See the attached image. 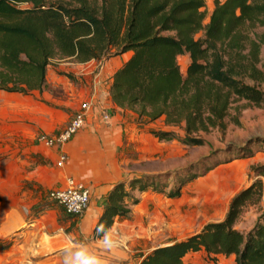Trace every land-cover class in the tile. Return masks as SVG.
<instances>
[{"label": "trees", "instance_id": "obj_1", "mask_svg": "<svg viewBox=\"0 0 264 264\" xmlns=\"http://www.w3.org/2000/svg\"><path fill=\"white\" fill-rule=\"evenodd\" d=\"M205 7V0H0V91H43L53 58L100 62L131 52L111 77L113 103L139 120H161L160 128L150 129L161 141L182 130L185 144L204 145L199 134L224 130L236 103L264 106V91L249 82H264V33H253L264 27V0H214L207 23ZM184 55L190 62L183 73ZM235 108L231 120L240 125V107ZM217 163L176 172L172 184L166 173L116 182L94 238L103 237L116 217H129L140 193L177 198ZM256 171L264 174V166ZM263 197L258 178L233 197L224 220L156 248L140 264H183L188 253L199 251L213 260L234 255V264H264V210L248 233L236 227L243 211Z\"/></svg>", "mask_w": 264, "mask_h": 264}, {"label": "rangeland", "instance_id": "obj_2", "mask_svg": "<svg viewBox=\"0 0 264 264\" xmlns=\"http://www.w3.org/2000/svg\"><path fill=\"white\" fill-rule=\"evenodd\" d=\"M205 1L207 23L214 0ZM253 33L263 34L264 27L256 28ZM202 35L200 32L197 37ZM128 57L129 54H126L102 61H111L109 66L112 70H106L107 74L110 76L113 69ZM55 61L69 68L79 63L70 58H55ZM189 62L188 55L179 57L183 73ZM99 63H93L89 69L93 71L92 77L96 82L102 81L105 84L106 78L102 80ZM260 67L264 70V46ZM52 74L49 70L47 77ZM82 79H71L72 89L66 86V82H49L47 78L43 91H34L28 96L0 91V264H64V254L55 251L51 237L64 232L69 236L74 235L79 241L85 240L83 235L87 233V227H80L81 224L85 225L81 220L82 215L67 213L62 205L51 199L50 192L60 185L51 178L55 164H50L47 156L38 152L37 148L38 136L45 133L40 124L50 125L54 127L52 132L58 133L70 122L81 102L91 99L92 89L88 87L92 84L85 78ZM249 82L264 91V82ZM83 89H87L88 93ZM100 105L101 116L109 115V119L103 118L109 121L110 107ZM236 106L240 107V125L231 120L238 112ZM230 113L224 130L215 128L208 133L199 134L206 139V143L201 146L185 144L184 132L178 130L177 138L165 141L170 150L173 148V152L160 155L156 160L146 163L144 168L162 170L159 173H166V178L172 184L175 181L172 174L187 170L190 166L200 169L207 163L217 161L216 167L199 179L202 185L198 187L205 194V201L211 203L227 201L233 193L248 187L258 178L264 184V174L258 175L256 171V168L264 166V106L258 107L241 101L235 104ZM137 121L144 123V127L162 126L161 120ZM61 122L65 124L59 130ZM129 148V153L132 154L133 147ZM133 172L136 174V171ZM129 179L130 177L126 180ZM89 189L91 191L90 187ZM93 198L91 191V202ZM100 202L101 199L98 200ZM263 210L264 197L259 205L243 211L236 227L248 233ZM27 225H37L35 228L38 230L27 232ZM199 255L194 263L189 260V264H234L235 260L234 255H218L216 260L207 257L206 253Z\"/></svg>", "mask_w": 264, "mask_h": 264}, {"label": "crops", "instance_id": "obj_3", "mask_svg": "<svg viewBox=\"0 0 264 264\" xmlns=\"http://www.w3.org/2000/svg\"><path fill=\"white\" fill-rule=\"evenodd\" d=\"M127 54L130 56L131 52ZM95 62L97 61L91 60L69 68L53 58L48 69V72H53L51 77H47L49 82H66V86L72 89L71 79L85 78L92 84L88 88L92 89L90 97L93 103L85 126L64 147L67 159L62 166L57 165L56 149H49L40 144L37 146L38 152L47 156L50 164H55L51 178L60 183L58 187L65 185L67 177H73L89 186L94 196L81 219L85 225L81 224L80 227H87V233L83 235L85 240L79 241L74 235L69 236L64 232L55 234L51 239L57 253L64 254L68 247L83 244L99 258L101 264H140L144 257L156 248L182 241L200 232L207 224L224 220L233 197L243 188L221 203L205 201V194L199 189L202 185L199 179L202 176L189 181L177 198L169 197L167 193L142 192L139 194L140 202L132 207L129 217L115 218L112 228L106 233L110 235L111 243L105 242V235L94 238L95 225L113 185L129 177L131 179L134 176L162 172L144 168V165L156 160L160 155L173 152V148H168L167 142L159 140L150 132L152 127H144V123H138L137 115L133 111L121 109L113 103L110 95L111 77L120 65L113 69L109 76L106 70H112L109 66L111 61L99 63L102 80L106 78L104 84L102 81L96 82L92 77L93 71L89 68ZM87 89L83 91L88 93ZM100 104L110 107L109 121H105L101 116ZM59 124L60 130L65 123ZM40 126H43L45 133L54 134V127L46 124ZM129 147L134 149L132 154L129 153ZM133 167H137L136 170H133ZM133 171H136V174H133ZM100 199L101 202L98 203ZM35 226L37 225H27V232L36 231ZM202 253L205 252L188 253L183 264H189V260L194 263L195 258Z\"/></svg>", "mask_w": 264, "mask_h": 264}, {"label": "built area", "instance_id": "obj_4", "mask_svg": "<svg viewBox=\"0 0 264 264\" xmlns=\"http://www.w3.org/2000/svg\"><path fill=\"white\" fill-rule=\"evenodd\" d=\"M92 107L91 99L84 100L62 130L55 134L41 133L38 136L37 141L40 145L58 151V166H62L66 161L67 153L64 147L85 126ZM103 118L109 119V115H104ZM50 197L62 205L67 213L81 216L90 207L91 191L85 183L73 177H67L65 185L53 189L50 192Z\"/></svg>", "mask_w": 264, "mask_h": 264}, {"label": "clouds", "instance_id": "obj_5", "mask_svg": "<svg viewBox=\"0 0 264 264\" xmlns=\"http://www.w3.org/2000/svg\"><path fill=\"white\" fill-rule=\"evenodd\" d=\"M104 240L111 243L110 235L105 234ZM64 264H101V261L85 245L77 244L65 249Z\"/></svg>", "mask_w": 264, "mask_h": 264}]
</instances>
